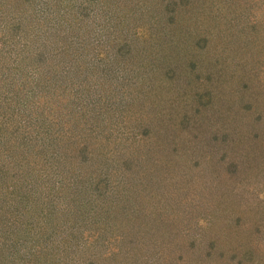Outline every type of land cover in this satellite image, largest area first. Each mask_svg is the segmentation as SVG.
I'll list each match as a JSON object with an SVG mask.
<instances>
[{"label":"rangeland","instance_id":"1","mask_svg":"<svg viewBox=\"0 0 264 264\" xmlns=\"http://www.w3.org/2000/svg\"><path fill=\"white\" fill-rule=\"evenodd\" d=\"M116 1L0 0V57L4 56L0 58V112L17 124L8 128L0 125V136L4 132L3 142L8 145L0 147V162L22 152L18 144L10 147L12 141H20V136L28 141L35 139L28 134L27 124L35 126L38 135L64 144H90L95 135L106 138L104 131L98 132L97 126L84 121L90 106L100 111L105 105L104 112L125 120L121 129L128 136L134 135L136 140L140 133L152 138L139 141L141 148L131 145L130 152L140 159L145 154L160 160V166H153L155 171L164 173V181L173 185L163 195L161 183L158 195L152 187L160 199L148 195L152 211L165 217L156 220L152 227L156 230L135 227L139 230L133 231L130 223L119 225L124 229L116 227L112 235H100L107 246L96 248L99 258L97 254L94 258L103 264H147L157 255L163 258L161 264H264V209L256 212L250 209L252 205L247 207L254 199L264 201V0H183L187 5L181 3V8H177L180 0H140L141 4L153 3V7L159 4L171 13L163 21L156 16L148 24V30H155V37L165 38L159 47L170 54L169 59L158 53L150 58L149 52L137 59L127 58L112 51V45L104 44L116 37L113 28L118 22L110 19ZM147 11L153 15L156 12L155 8ZM75 25L78 29L72 30ZM60 51L68 53L80 67L85 63L97 68L103 65L122 83L111 89L89 78L92 88L85 90L82 80H71L69 77L76 76L65 75L66 70L62 71L57 61L60 69L50 68V59ZM39 55L44 56V65L37 59ZM69 70L73 71L70 62ZM82 70L83 77L92 71L78 72ZM106 87L111 89L104 91L108 96L102 92ZM101 93L108 102L100 101ZM144 98L145 103L154 105L152 113L158 115L152 117L150 112L145 117L150 124L147 132L137 125L134 110ZM150 118L154 119L152 123ZM105 125L106 131H117L114 121L109 128ZM154 134L162 139L163 146L155 144ZM192 136L198 145L184 139ZM67 145L68 158H77L79 152L72 143ZM136 166L140 178L141 168L152 176L156 174ZM133 182L128 189H132L131 197L138 198L133 186L140 182ZM109 201L106 198L101 203ZM105 206L116 213L113 203ZM81 207L87 209L86 204ZM20 213L18 210L13 215L18 217ZM117 215H121V208ZM0 216V234L7 235L0 237V242L8 244L9 261L15 259L11 251L25 255L28 247L43 258L41 261L38 257L33 264L58 261L53 250L60 239L58 230L50 225L53 230L39 236L37 231L35 235L26 230L25 220L11 224L12 216L6 217L1 211ZM73 225L68 232L80 233L85 242L98 245L97 234L93 235L95 242L93 236H87V224L81 226L76 219ZM125 234L131 242L127 252L119 254ZM140 236L146 238V246L148 238L154 240V247H132V241ZM166 249H174L177 257ZM168 253L171 257L164 259Z\"/></svg>","mask_w":264,"mask_h":264},{"label":"trees","instance_id":"2","mask_svg":"<svg viewBox=\"0 0 264 264\" xmlns=\"http://www.w3.org/2000/svg\"><path fill=\"white\" fill-rule=\"evenodd\" d=\"M116 3H118V5L110 15L114 16L110 19L114 18V20L118 22L115 25V28H113L116 37L104 44L107 43L108 46L112 45V51L120 56H126L127 58L131 57L137 59L140 55L149 52L150 58L152 57V54L158 53L161 57L165 56L169 59L170 54H165L159 47L160 42H166L165 38L155 37V30H148L150 29L148 24H152L153 18L157 16L159 21H163L166 16L171 14H168L169 10H165L163 7H160L159 4H155L154 7L153 3L152 6L150 3L141 4L140 0H117ZM181 3L183 6L187 5L185 1L180 0V2L177 3V8H181ZM169 5L170 4H167V6ZM152 7L155 8V15H153L152 11H147V9L152 10ZM146 12H148L147 19ZM165 21L169 23V21L172 20ZM193 22L195 25V21ZM77 27L78 25H75L71 29H78ZM56 29L57 27L55 28V31ZM165 29L166 27L160 32H163ZM157 33L158 32H156V34ZM20 54H17L19 59L21 56ZM17 57L15 59H17ZM0 58H4V56H1ZM37 59L40 61L41 65H44V56L39 55ZM50 61V68L54 67L56 70H59L60 68L56 67L59 64L60 67H63V70L61 68L62 71L66 70L64 73L65 75L73 74V76H76L75 79L69 77L71 80H82L85 90L92 88L93 83L89 82V78L93 80L92 82L106 84L105 86H108L111 89H116L115 85H119V82L122 83L121 78L118 81L115 78L118 76H113V73H111L110 70L105 69L103 65H101V68H97L94 64L89 65V63H85V65L80 67L79 63L75 62L65 51H60L59 55L54 59H50ZM55 61H57L58 64ZM69 62L73 65V71L69 70ZM7 65L10 66L9 64ZM149 67H152V65ZM36 68L38 69V67ZM81 69H92V71L86 77H83L84 75L81 74L83 73V70L78 72V70ZM32 71L34 70H31V72ZM108 87L102 90V92L105 93L104 91H107V89H109ZM103 93H101L99 97H101ZM106 95L108 96L110 94ZM106 95L101 97V102L102 100L108 102V97ZM131 100L133 101V99ZM145 101V98L138 101L140 104H136L134 110L135 119L137 118V125L140 126V128L143 126L147 132L150 124L148 123V119L146 121L145 117L147 118L150 112L152 117H155L157 114L152 113V107L154 105L147 104ZM143 104L147 105L146 107L149 109L147 110ZM85 107H88V105L81 107L80 109ZM101 107L103 108H100V111H96L94 107L90 106V113H88L89 116L84 121L89 125L97 126L98 132L101 130L104 131L103 135L106 138L100 139V136L95 135V138L92 139L90 144L82 143L80 141H77L74 144V141L68 143L65 142L64 144L53 138H45V135H38L36 133L37 129L34 128L35 126L32 127V125L27 124L26 126L30 129L28 134L32 136L30 134L32 133L35 136V139L28 141L20 136V141H12L13 143L10 147H14L15 144H18L17 146L19 148H23L22 152L17 151L14 158H3L0 162V211L2 215L6 217L12 216L11 224L14 222L16 223L17 220L22 224V221L25 220L26 222H24V226L26 230L32 231V233L34 232L35 235L36 231L39 236H41L45 234L47 230H53L51 227H54L55 231L58 230V232H60L58 233L60 234V239L56 240L58 241L57 243H54L56 247H53V250L55 248L56 256L59 259L58 261L50 260L51 263L49 262V264H103L99 263V259H97L99 258V252L96 249L100 245L107 246L102 242L101 234L112 235V233L115 232L116 227H118V229H124L121 226H126V224L129 223L130 226H134V228L138 227L141 229V227H149L151 229L156 224L157 219L160 220V218L164 217H161L160 213L153 212L149 207L147 201L150 198L148 195L153 197L156 196L152 192L153 186L158 195L161 183V194L163 195L167 192L168 187H172L173 184L168 185V182L164 181V173L162 175V172L159 170V173L161 172L160 175L155 171L153 166H160V160L151 159V155L147 156L145 154L142 159H140L137 157V153L133 151L130 152L129 149L131 145L141 148L139 141H152V138L146 134L140 133L136 140L133 138L134 135L128 136L121 129L122 124L126 123L125 120L120 117V115L118 118H114L110 116L111 114L104 112V108L106 109L105 105ZM3 112H0V125L3 123L6 128L16 126V122L12 123L8 120L9 118L6 119ZM75 112L77 115L79 114L77 109H75ZM128 115L129 114H127V116ZM153 120L154 119L150 118L151 123ZM22 121L21 118L18 119L19 124H21ZM112 121H114L117 131L115 130L111 132L110 129H107L106 131L105 124H107V127L109 128L112 125ZM198 121L202 123L200 119ZM0 129L3 128L0 127ZM106 132L109 134H105ZM113 133L116 134L115 140H112L111 138ZM2 135V137H5L4 132ZM2 137L0 136V139H2V141H0V147H8V145L3 142ZM154 138L158 141L155 144H158L159 146L164 145L162 139H159L155 134ZM184 139L192 140V144L198 145V143L193 142L196 137L194 138L192 136L191 139L188 137ZM69 143H72V148L79 152L77 158L74 154L72 158H68L67 153L69 151L66 152L65 149L70 148L67 145ZM24 156H27V158ZM135 158H138L139 160L136 161ZM136 165H138V168H140L141 165L143 169L149 168L151 173L156 172V174L152 176L148 172L145 173L141 171V168L139 171L142 177L140 178L136 174L138 170ZM157 179L160 180L157 181ZM38 180L40 182H38ZM133 181L140 182L139 184L136 182V187L133 186V188L138 190L137 195H140L138 198L131 197V194H133L132 189L130 192L128 189L132 184H135ZM147 186L148 190L146 191ZM83 196L84 198H82ZM106 198L110 201L102 204L101 201ZM82 199L84 200V204L87 205V209L85 210L81 207V205H84ZM156 199H160V197L156 196ZM14 202H17L18 206L15 205ZM28 202L30 203L29 205H27ZM112 203L115 205L116 213L113 210L111 211V206H105L106 204ZM249 206H251L250 209L258 212L264 209V201L254 199L251 202L249 201L247 207ZM120 208L121 215L118 216L117 209ZM18 210H20L21 213L16 217L13 214ZM81 211L83 212L80 214ZM84 211H86V213ZM76 219L81 226L87 224L86 226L89 228V235L87 236L97 234V240L95 242L93 236V242L98 245H90V243L85 242L80 233L74 234L68 232L69 226L73 225ZM165 223L167 222L165 221ZM50 225L51 227L48 228ZM91 229L93 232H90ZM139 229L135 228L133 231ZM154 230L156 229H153V231ZM153 234L155 235V233ZM6 236L7 235L4 233L0 234V237ZM134 237L136 238L137 235L134 234ZM148 241L149 243L146 246V238L141 239L140 236L137 241H132L131 245L133 247L134 244V247L137 248L139 244V246H143L145 250L148 246L154 247L153 243H155V241H150L149 238ZM130 242L131 241L127 238V234H125L118 248L119 254L127 252V247H129L128 244H130ZM69 245H75L76 247L71 248ZM8 249L7 242L5 244L0 242V264H17L19 263L17 260L21 261L19 264H33V261L38 257L43 261L41 254H35V251L31 250V247L26 249L27 251L25 255L17 253L16 251L18 250L11 251L13 253L12 258L15 259H10L9 261L7 254L10 252L7 251ZM165 251H171L173 255L175 252L174 249H166ZM96 254L97 258H94ZM160 256L161 255L153 256L147 264L154 260L156 261L152 262V264L163 263V258ZM174 256L177 257V255ZM169 257H171V254L168 253L164 259H168Z\"/></svg>","mask_w":264,"mask_h":264}]
</instances>
